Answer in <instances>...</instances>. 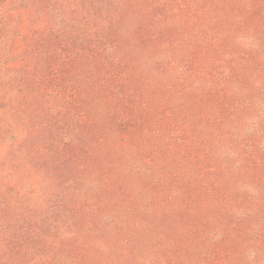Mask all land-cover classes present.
<instances>
[{"label":"rangeland","instance_id":"1","mask_svg":"<svg viewBox=\"0 0 264 264\" xmlns=\"http://www.w3.org/2000/svg\"><path fill=\"white\" fill-rule=\"evenodd\" d=\"M0 264H264V0H0Z\"/></svg>","mask_w":264,"mask_h":264}]
</instances>
